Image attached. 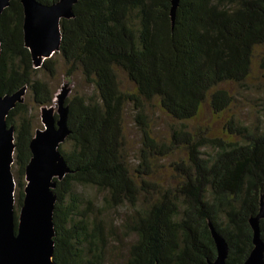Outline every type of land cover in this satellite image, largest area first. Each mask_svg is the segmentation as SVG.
Listing matches in <instances>:
<instances>
[{
    "label": "trees",
    "instance_id": "1",
    "mask_svg": "<svg viewBox=\"0 0 264 264\" xmlns=\"http://www.w3.org/2000/svg\"><path fill=\"white\" fill-rule=\"evenodd\" d=\"M170 9L171 0H76L72 17L60 21L58 51L38 68L24 46L20 1L0 15V96L25 87L29 97L6 116L15 224L35 113L52 106L58 65L85 88L64 103L70 133L58 150L69 172L53 190L56 264H206L216 258L211 230L228 246L227 264H242L253 249L249 221L264 204V110L249 122L230 115L221 136L186 122L206 102L216 116L233 107L235 96L219 86H245L258 48L264 74V0H179L173 19ZM155 103L173 121L167 139L152 134L147 107ZM128 105L140 132L134 169L123 131ZM176 153L184 156L169 163L175 184L153 180L156 163ZM258 231L264 244V217Z\"/></svg>",
    "mask_w": 264,
    "mask_h": 264
},
{
    "label": "water",
    "instance_id": "2",
    "mask_svg": "<svg viewBox=\"0 0 264 264\" xmlns=\"http://www.w3.org/2000/svg\"><path fill=\"white\" fill-rule=\"evenodd\" d=\"M11 0H0V15ZM23 9V42L29 50L34 68L53 57L58 51L61 19L71 18L76 0H59L44 5L37 0H19ZM179 0H171L173 19ZM1 52V49H0ZM26 88L10 95L0 96V264H56L53 261L52 213L56 196L53 190L69 168L58 147L69 135L68 106L65 92L58 99L57 119L51 107L41 111L42 130H36L29 144L31 158L25 169L24 198L14 222L15 182L12 174L14 154V128L6 124L8 112L23 101ZM264 217L261 203L257 216L250 219L253 231V249L242 264H264V244L259 237L258 221ZM216 249L214 261L206 264H227L228 246L211 230Z\"/></svg>",
    "mask_w": 264,
    "mask_h": 264
},
{
    "label": "rangeland",
    "instance_id": "3",
    "mask_svg": "<svg viewBox=\"0 0 264 264\" xmlns=\"http://www.w3.org/2000/svg\"><path fill=\"white\" fill-rule=\"evenodd\" d=\"M261 49L256 50V56L253 60L251 76L246 81L245 86L238 87L237 85L227 83L221 84L219 88L226 89L230 91L235 96V104L230 108L229 111L225 112L223 115L216 116L212 115L208 103H204L199 114L195 119L187 121L186 124L190 129L195 127L206 129L209 133L214 136H221L223 132V124L225 120L228 119L230 115H235L241 118L245 122L253 120L261 109L264 110L263 96L260 91L261 84L264 83V74L262 70L258 68L260 59ZM122 89L126 91H133L131 83L127 82L123 75L120 76ZM52 86L55 89V94L53 98V103L51 106L52 116H58V99L57 96H61L65 92V98L73 94L74 91H85L83 83L78 79H68L63 76V69L61 64L58 65L57 76L51 81ZM23 100L28 102V92L26 91L23 95ZM29 103V102H28ZM147 113L150 119L151 131L153 136L158 139H167L169 134V125L173 124V121L162 114L156 103L152 107H147ZM36 130H42L43 125L41 124V111L36 110ZM57 119V117H56ZM134 112L132 106L128 105L123 114V131L126 142V154L127 163L131 169H134L138 164V150L140 147V132L136 124L134 123ZM183 153H176L171 157L159 160L156 164L153 180L159 182L163 185H174L175 179H173V173L169 168V163L176 161L178 158L183 157ZM77 193L81 195L82 198L90 197L92 200H96L97 194L94 191H90L86 188H77ZM15 198V197H14ZM15 200V199H14ZM15 209V208H14ZM119 215H123V210H120ZM109 219L113 222L117 218V214H108ZM118 219V218H117ZM119 227V220H115ZM118 255H122L124 250L122 247L119 249ZM119 257V256H118ZM115 257L116 263H118L119 258Z\"/></svg>",
    "mask_w": 264,
    "mask_h": 264
},
{
    "label": "bare ground",
    "instance_id": "4",
    "mask_svg": "<svg viewBox=\"0 0 264 264\" xmlns=\"http://www.w3.org/2000/svg\"><path fill=\"white\" fill-rule=\"evenodd\" d=\"M53 259V258H52Z\"/></svg>",
    "mask_w": 264,
    "mask_h": 264
}]
</instances>
